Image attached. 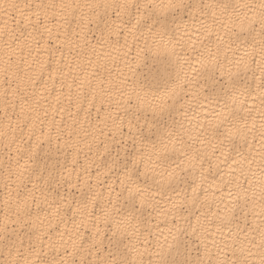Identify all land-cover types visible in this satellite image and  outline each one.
Listing matches in <instances>:
<instances>
[{
	"label": "snow or ice",
	"instance_id": "snow-or-ice-1",
	"mask_svg": "<svg viewBox=\"0 0 264 264\" xmlns=\"http://www.w3.org/2000/svg\"><path fill=\"white\" fill-rule=\"evenodd\" d=\"M0 9L7 11L3 3ZM109 11L114 21L106 20ZM32 15L35 21L26 17L32 31L23 39L8 31L7 22L0 24V42L8 55L0 71L20 81L12 90L20 101L19 114L13 113L16 128L5 112L8 132L0 131V141L11 133L6 149L16 143L15 156L8 152L0 163L5 188L0 264H264V113L258 129L261 147L254 153L249 137H254L255 125L241 126L232 107L239 103L238 94H250L251 75L264 109V0H41ZM85 21H99L95 44L85 38L81 45L79 34L70 31L72 23L79 28ZM53 22L63 28L72 57L62 66L57 62V73L78 72L79 78H73L78 89L99 81L117 113L109 114L107 134L113 142L121 137L116 155L103 144L110 161L98 147L92 159L93 134L81 140L74 128L57 124L56 116L47 132L29 131L24 138L22 120L33 129L37 121L44 123L38 112L42 96L29 91L33 78L28 73H18L23 54L30 57L33 45L40 43L36 34L50 35ZM122 32V68L116 80H102L100 71L107 70L102 61L113 58L98 48L107 49L113 35ZM129 38L135 45L131 58ZM162 56L163 70L155 68ZM81 57L85 65L79 63ZM169 69L175 72L176 87L163 94L146 89V82L166 78ZM221 94L232 105L225 103L207 124L176 128L175 121L169 123L178 97L187 98L182 105L187 118L195 105ZM196 144L201 147L194 150ZM113 169L119 170L118 183H104L101 176ZM52 202L58 224L65 223L67 212L79 218L58 238L46 231L52 219L40 214V205ZM197 208L202 211L193 223L189 216ZM216 235L222 239L212 240L217 250L212 252L204 242ZM193 237L203 244L202 255L192 256Z\"/></svg>",
	"mask_w": 264,
	"mask_h": 264
},
{
	"label": "bare ground",
	"instance_id": "bare-ground-1",
	"mask_svg": "<svg viewBox=\"0 0 264 264\" xmlns=\"http://www.w3.org/2000/svg\"><path fill=\"white\" fill-rule=\"evenodd\" d=\"M78 3H82L83 0H77ZM0 3L4 4V7L7 8V11L0 9V24L7 22V29L9 32L14 31L17 36L25 38L28 33L32 31L31 26L29 25V20L26 17H31L32 21H35L36 17L32 15L36 11V5L41 3V0H0ZM15 3L16 8L7 7L8 4ZM72 16L70 14L69 19ZM59 19V17H57ZM76 19L79 20V14L76 13ZM116 19L114 13L109 11L106 17L108 22L114 21ZM99 21H94L93 23H87L77 27V24L74 22L71 24L70 31L73 33L79 34V43L84 45L85 38L95 44L96 40L100 38V31L98 30ZM49 27L52 29L51 34L43 33V35L36 34L37 40L40 41L39 45H33L34 50L32 55L29 57L27 52L23 54V59L21 61L22 71L18 73L19 76H23L24 73H28L29 76L33 78V83L30 88V92L34 91L37 97H41L40 106L38 108L40 120L44 123L37 121L35 128H32L31 123H27L25 120L21 121V127L24 129V138L27 139L29 131H33L36 135L40 134L41 129L44 132L48 131V124L51 123L52 117L56 116V123L61 124L64 128L72 127L79 134V139L83 140L86 133H91L95 137V143L93 145V150L89 153V156L92 159H96L97 147L100 150V154L104 156L105 160L110 161V157L103 150V144L107 143L109 145V153L111 156L116 155L118 149V141L121 139L120 136L116 137V142L109 141L107 134L111 128V121L109 120V114L113 116L117 113L115 112L114 106L111 104L110 100L100 91L99 81L94 82L93 88H84L78 89L77 84L73 82V78H79L78 72H72L71 74L61 76L57 73V62L60 65L70 63L72 57L69 56L68 49L64 46V30L55 22L49 24ZM67 27V25H65ZM102 27V25H101ZM43 32V29H41ZM125 33H121L119 36L113 35L111 38V44L107 49L98 48V51L101 52H111L112 60H104L102 63L107 65V70L101 69L100 76L102 80L113 79L116 80L120 69L122 68L121 56L123 54L125 43L124 40ZM74 40L76 36L72 37ZM117 41L119 43H117ZM128 46L132 48V52L129 54V58L135 55V45H133L131 38L128 40ZM6 49L3 46V43L0 42V68L4 60L8 59L6 55ZM17 56L19 55V49H16ZM63 52V56H61ZM17 56H13V59H16ZM72 56H75V52L72 53ZM164 57H161V63L155 65V68L163 70ZM79 63L82 65L86 64V61L81 57ZM147 71V69H145ZM170 75L166 78L148 81L145 84L146 89L150 90L156 94H163L166 89L174 88L177 85V78L174 70L169 69ZM111 73V76H109ZM7 80V83H5ZM20 83L19 80L13 78L11 74L7 77L3 75V72L0 71V131L8 132L6 127L7 121L5 120V112H7L8 117H11L12 127L16 128L17 120L13 115L15 112L19 114V103L20 101L12 96V90L16 88L17 84ZM256 81H254L249 75V84L251 88L249 93L241 96L238 94L237 99L238 104L232 105L231 99L224 94H221L218 99L212 101L205 100L202 104L195 105L194 111H190L188 117L186 118L183 113L185 108L182 107L186 97L177 99V104L172 113V120H169V123L175 121V127L179 128L180 125H184L185 128L191 126V124L200 123L207 124L208 121L213 119V116L218 113L225 103L232 105V107L237 108L240 116L241 126L246 125L251 128L255 125L254 137H249V144L253 147V152H258L261 144L259 138V126L261 123V116L264 113L260 104V98L256 91ZM23 86V85H22ZM5 92H7V102L5 98ZM79 93V94H78ZM71 97V99H69ZM183 97V93H181ZM16 104L17 107L13 109L11 104ZM240 104H243V109L240 108ZM47 111L48 115L45 116L44 112ZM123 115V113H120ZM62 121V123H61ZM191 122V124H190ZM103 130V135L101 134ZM126 132L127 129L125 128ZM15 135L19 136V130L16 131ZM11 133H9V137ZM5 137L0 141V163H3L6 159V153L10 152L11 155L15 156V147L16 143L12 144L10 149H6L4 144L10 142V138ZM35 139V136L33 137ZM75 139V138H74ZM89 142H92L89 139ZM201 146L196 144L195 149H199ZM122 155V153H121ZM179 159H183L182 156ZM81 161H83V155L81 156ZM99 162V161H98ZM67 163L71 166V156L69 155ZM102 163V162H101ZM42 166V162H41ZM223 168V165L221 166ZM102 170L103 167H102ZM227 169L225 168L224 171ZM95 169H93V173ZM118 169H113L107 176H101V180L106 184L118 183L116 180V175L118 174ZM33 182L35 177L32 178ZM197 184L199 179L197 176ZM31 187V184L28 185ZM188 193H191V189L185 186ZM214 190V189H213ZM63 191V189L61 190ZM5 188L2 182H0V221L3 220L5 215V210L2 206V201L4 199ZM211 198V193L209 194ZM34 211H37L34 209ZM56 211V203L52 202L50 204H41L40 205V214L42 217L47 216L49 219H52V226L46 228V231L53 237L58 238V233L71 231L73 227V221H78V217H72L70 212L66 213L65 223L58 224V222L53 218ZM98 211V210H97ZM201 209H192V215L189 216V219L195 223V217L199 215ZM187 215V213H186ZM249 222L252 221V216H249ZM258 222V220H257ZM214 231V230H213ZM89 235V233H85ZM227 229L224 232V237H227ZM194 239V238H193ZM215 239L218 243L222 239L220 235L209 236L207 243L212 252H216L215 248H212V240ZM191 254L195 257L198 253L203 254V244L200 240L192 241L190 244ZM215 257H213L214 259ZM147 259V258H146Z\"/></svg>",
	"mask_w": 264,
	"mask_h": 264
},
{
	"label": "rangeland",
	"instance_id": "rangeland-1",
	"mask_svg": "<svg viewBox=\"0 0 264 264\" xmlns=\"http://www.w3.org/2000/svg\"><path fill=\"white\" fill-rule=\"evenodd\" d=\"M193 238H194V237H193ZM193 238H191V240H192V241H195L196 239H195V238L193 239Z\"/></svg>",
	"mask_w": 264,
	"mask_h": 264
}]
</instances>
